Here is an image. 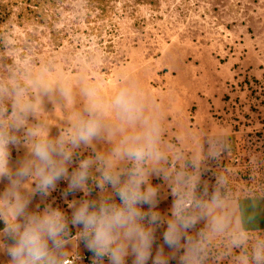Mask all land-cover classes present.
I'll use <instances>...</instances> for the list:
<instances>
[{
    "label": "rangeland",
    "instance_id": "374dc122",
    "mask_svg": "<svg viewBox=\"0 0 264 264\" xmlns=\"http://www.w3.org/2000/svg\"><path fill=\"white\" fill-rule=\"evenodd\" d=\"M185 82L198 92L239 89L234 104L256 110L264 0H0V148L38 142L32 133L48 119H96L102 141L136 127L156 91ZM121 90L136 101L132 121L110 106ZM89 91L103 104L97 111ZM254 132L241 137L245 156L264 148V126Z\"/></svg>",
    "mask_w": 264,
    "mask_h": 264
},
{
    "label": "crops",
    "instance_id": "0c3cea01",
    "mask_svg": "<svg viewBox=\"0 0 264 264\" xmlns=\"http://www.w3.org/2000/svg\"><path fill=\"white\" fill-rule=\"evenodd\" d=\"M185 85L187 88L184 90L156 91L152 100L148 99V106L137 115L139 124L136 127H128L123 133L110 131L106 140L94 138L88 144L72 148V157L67 163L69 175L81 161H92L86 192L69 194L65 177L58 179L54 188L41 190L40 177L36 174L38 160L34 146L41 141L55 143L67 137V133H72L79 123L77 120L71 123L68 119H48L38 127L39 132L32 133L34 137L41 134L38 142L30 139L17 141L7 148L1 147L0 264H16L14 258L8 256L18 239L12 225H19L22 230L31 217L42 216L53 209L61 211L68 222L62 245L55 252L54 264H62V260L75 254H87L88 258H79L72 264H108L107 257L98 258L85 246L82 227L71 222L72 205L84 200L97 206L104 203L118 205L120 200L112 186H99L104 166L102 158L111 157L118 148H125L133 137L145 142L146 134L151 135L155 153V158L144 164L149 171L147 186L156 190V203L152 210L161 217L156 225H148L145 221L146 227L153 228V256L162 246L169 264H185L188 249L198 244L199 251L193 264H252L256 251L264 249V159L256 156L264 148L245 156L249 153L243 146L248 140L243 141L241 137L248 138L249 133H255V128L264 126V96L255 94L251 103H255L253 106L257 108L248 111L234 104L240 103L236 96L239 89L225 93L222 89L198 92L192 83L185 82ZM87 151H91L90 155L86 154ZM53 159L57 157L53 155ZM29 165L31 173L22 175L25 166ZM132 167L133 162L127 157L118 161L116 170L121 173L122 180ZM246 176L250 179L247 180ZM181 199L191 201L190 208H185V214L195 215L198 219L185 230L178 248L169 249L164 244L163 235L168 221L174 218V205ZM214 199L221 202L222 208L213 215L222 214L228 220V226L221 234L210 232L211 215L206 214L203 207ZM17 201L24 204L20 216L13 215ZM142 209L147 212L149 206L143 205ZM240 234L245 238L236 246L233 240ZM133 260L131 255L128 256L126 264H133Z\"/></svg>",
    "mask_w": 264,
    "mask_h": 264
},
{
    "label": "clouds",
    "instance_id": "9594fccd",
    "mask_svg": "<svg viewBox=\"0 0 264 264\" xmlns=\"http://www.w3.org/2000/svg\"><path fill=\"white\" fill-rule=\"evenodd\" d=\"M91 97V111L103 107L94 91H89ZM122 117L132 121L136 118L138 107L134 97L126 90L119 91L111 100V105ZM101 130L96 119L79 122L72 133L53 143L41 141L34 146V154L38 163L36 174L40 177L39 188L47 190L55 187V182L61 177L68 180V192L87 191L86 182L89 177L91 160H83L79 167L70 175L67 163L72 157V148L80 144L90 143ZM71 145L72 147H68ZM53 155L57 159H53ZM122 157L133 162V167L125 179L116 170V165ZM155 158L153 141L150 134H146L145 142L139 137L131 138L123 149H116L111 157L102 158L103 168L99 186L111 185L119 197L120 203H104L97 206L94 202L84 200L73 202L71 222L82 227V238L89 251L98 258L107 257L108 264H126L128 256L134 258L133 264H169V258L164 255L161 246L155 257L153 256V228L145 226L156 225L161 221L158 212L153 211L156 203V190L147 186L149 171L144 166L145 161ZM2 171V168H0ZM31 166H25L22 175H29ZM148 205L149 210L143 211L142 206ZM187 202L183 199L174 205L173 219L168 221L164 232V244L169 249L178 248L185 230L193 226L198 217L186 215ZM206 214L211 215L210 232L221 234L228 226L225 215L215 214L222 208L218 199L203 206ZM24 204L17 201L14 206V216L23 214ZM67 219L56 209L45 212L42 216H33L20 230L19 225H12V230L18 235L17 243L11 250L16 264H54V255L63 242L67 230ZM240 234L233 240L239 246L244 241ZM199 251V245L193 244L185 256V264H193ZM247 264V262H246ZM252 264H264V249H258Z\"/></svg>",
    "mask_w": 264,
    "mask_h": 264
},
{
    "label": "built area",
    "instance_id": "2783aa9c",
    "mask_svg": "<svg viewBox=\"0 0 264 264\" xmlns=\"http://www.w3.org/2000/svg\"><path fill=\"white\" fill-rule=\"evenodd\" d=\"M67 192H68V189H67ZM68 193L72 195V194H76V191L68 192ZM186 202H187L186 208H190L191 201L188 200ZM198 232L201 233L200 230H198ZM8 256H10V257L12 256L11 255V252L8 253ZM79 258L80 259H87L88 258V255L87 254H80V255L75 254V255H71V256L65 258L64 260H62V264H72V263H75V262H77L79 260Z\"/></svg>",
    "mask_w": 264,
    "mask_h": 264
}]
</instances>
